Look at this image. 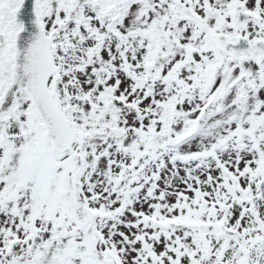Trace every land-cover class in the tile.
I'll use <instances>...</instances> for the list:
<instances>
[{
	"label": "snow or ice",
	"instance_id": "6c2138e0",
	"mask_svg": "<svg viewBox=\"0 0 264 264\" xmlns=\"http://www.w3.org/2000/svg\"><path fill=\"white\" fill-rule=\"evenodd\" d=\"M0 264H264V0H0Z\"/></svg>",
	"mask_w": 264,
	"mask_h": 264
}]
</instances>
